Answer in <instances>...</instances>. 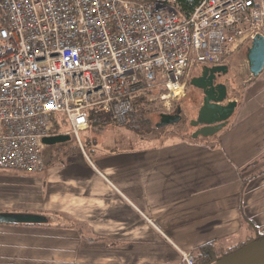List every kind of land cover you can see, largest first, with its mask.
I'll list each match as a JSON object with an SVG mask.
<instances>
[{
    "label": "crops",
    "instance_id": "1",
    "mask_svg": "<svg viewBox=\"0 0 264 264\" xmlns=\"http://www.w3.org/2000/svg\"><path fill=\"white\" fill-rule=\"evenodd\" d=\"M263 79L213 136L112 147L108 124L90 126L86 154L69 143L41 172L0 168V211L48 219L0 223V264H179V249L242 240V216L264 231Z\"/></svg>",
    "mask_w": 264,
    "mask_h": 264
},
{
    "label": "built area",
    "instance_id": "2",
    "mask_svg": "<svg viewBox=\"0 0 264 264\" xmlns=\"http://www.w3.org/2000/svg\"><path fill=\"white\" fill-rule=\"evenodd\" d=\"M175 5L0 0V168L41 172L44 136L73 135L83 150L90 112L122 124L145 85L179 100L203 65L264 36V0H202L186 17Z\"/></svg>",
    "mask_w": 264,
    "mask_h": 264
},
{
    "label": "water",
    "instance_id": "3",
    "mask_svg": "<svg viewBox=\"0 0 264 264\" xmlns=\"http://www.w3.org/2000/svg\"><path fill=\"white\" fill-rule=\"evenodd\" d=\"M248 70L253 77L258 76L264 68V36L255 34L251 44L246 47ZM229 65H203L197 75L189 79V85L201 94V103L196 117L190 121L191 126L200 128L197 136L210 137L227 125L237 108V100L229 99L227 84L218 81L219 76L228 72ZM180 108L175 113H161L156 122L157 127H165L180 121ZM69 134L57 133L44 136L42 143L54 145L65 142ZM48 219L41 214L18 211H0V223H45ZM211 264H264V239L250 242L237 250L220 256Z\"/></svg>",
    "mask_w": 264,
    "mask_h": 264
},
{
    "label": "rangeland",
    "instance_id": "4",
    "mask_svg": "<svg viewBox=\"0 0 264 264\" xmlns=\"http://www.w3.org/2000/svg\"><path fill=\"white\" fill-rule=\"evenodd\" d=\"M245 52H246V47L240 46L232 54V56L229 58V61H228L229 70L222 78V80L227 84V89L229 92V99H236L237 107H239V105L243 103V100L246 95L245 89L247 88L248 84L255 81L257 77V76L253 77L248 70V63L246 60ZM262 81L264 82V79L261 80V82ZM164 94H165L164 90L153 89L148 95L149 96L148 99L150 102V105H148V107L149 106L156 107V109L159 111V112H153L151 114L152 123H155V121L159 120L158 114L160 115L162 112H173L174 110H176L177 107H179L184 112L185 119L182 121V123L179 126L168 125V126L163 127L161 133L163 136L166 137V140L170 138L172 140H177L180 137V138L191 141V139L193 138L185 134V130L190 129L188 125L189 120L190 119L192 120L193 118L196 117L197 109L201 103V94L191 85L187 86L184 96L180 98L179 100H176V99L170 100L171 97H163ZM159 95L161 96V98L159 97ZM159 100L161 101L159 102ZM56 118L58 119V121H61L62 119H64V117L61 115H57ZM108 125L109 126L107 127V129H105L106 131L105 136L110 135L109 141L113 140L112 142L110 141L112 147H115L116 145L115 142H117L120 145H124V143L122 144L123 138H125V143L127 145H135L139 141L140 135H136L134 132H132V130L128 129L123 123L122 124L110 123ZM119 131L122 132L123 137H119L120 136ZM102 137L103 136L101 135V139ZM199 137L201 136H198L197 138ZM74 139L75 137L72 135L71 139L65 142L57 143L54 145H44V147L47 148L46 150L42 151L44 154L45 160H47L48 153H50L51 150L54 152L53 155H56V157H59L60 154L62 153L66 155L65 153L66 147L64 145L69 144V143H73V145H70V147L72 148L70 149L71 152L80 153L81 147L76 142V139L75 140ZM45 164H46V161H45ZM243 234L244 232L242 233V235ZM219 248H221L220 245L217 246V249Z\"/></svg>",
    "mask_w": 264,
    "mask_h": 264
},
{
    "label": "trees",
    "instance_id": "5",
    "mask_svg": "<svg viewBox=\"0 0 264 264\" xmlns=\"http://www.w3.org/2000/svg\"><path fill=\"white\" fill-rule=\"evenodd\" d=\"M202 0H176V8L180 12L183 17L188 16L193 8ZM144 86V85H143ZM189 86V83L188 85ZM141 87L136 88L133 102H132V110L127 114L126 122L124 125L135 132L140 136H148V135H162V128L157 127L156 122L152 123L151 114L153 112H159L156 107H151L148 95L151 92V89L148 85H145L142 89ZM179 108V107H177ZM162 113H170V112H162ZM159 117V114H158ZM89 122L91 127H100L102 128L106 124L117 123L114 118L110 115L102 114V113H89ZM99 129V128H98ZM90 134V132H89ZM89 134L86 138L82 140L83 151L86 154V142L85 139L89 137ZM85 148V149H84ZM242 224L244 226V234L242 240H239L235 244L227 247V248H219L217 249V244L214 242H208L200 245L195 251H191L194 258V264H211L216 259H218L222 255H226L231 253L238 248L246 245L250 242L264 239V231H260L259 228L248 218L242 216Z\"/></svg>",
    "mask_w": 264,
    "mask_h": 264
},
{
    "label": "flooded vegetation",
    "instance_id": "6",
    "mask_svg": "<svg viewBox=\"0 0 264 264\" xmlns=\"http://www.w3.org/2000/svg\"><path fill=\"white\" fill-rule=\"evenodd\" d=\"M198 73H199V71H198L196 74H194V75H197ZM224 75H225V74H224ZM224 75L219 76L218 81H223L222 78H223ZM176 111H177V108H176V110H174L173 112H170V114L175 113ZM180 115H181V119H180V121H179L178 123H176V124H172L173 126H179V125L182 123V121L185 119V118H184V112L182 111V109H180ZM190 121H191V119H190L189 122H188V125H189V128H190V129L185 130V134H187V135L190 136L191 138H194L193 135H195L196 131L199 130L200 125H198V126H191V125H190ZM197 137H198V136H197ZM197 137H196V138H197Z\"/></svg>",
    "mask_w": 264,
    "mask_h": 264
},
{
    "label": "bare ground",
    "instance_id": "7",
    "mask_svg": "<svg viewBox=\"0 0 264 264\" xmlns=\"http://www.w3.org/2000/svg\"><path fill=\"white\" fill-rule=\"evenodd\" d=\"M124 124V123H123Z\"/></svg>",
    "mask_w": 264,
    "mask_h": 264
}]
</instances>
